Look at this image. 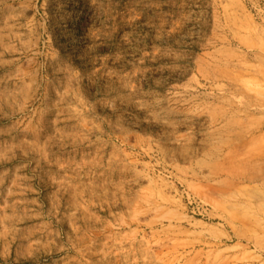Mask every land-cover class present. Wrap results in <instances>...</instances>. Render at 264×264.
Instances as JSON below:
<instances>
[{"label": "rangeland", "instance_id": "obj_1", "mask_svg": "<svg viewBox=\"0 0 264 264\" xmlns=\"http://www.w3.org/2000/svg\"><path fill=\"white\" fill-rule=\"evenodd\" d=\"M0 264H264V0H0Z\"/></svg>", "mask_w": 264, "mask_h": 264}]
</instances>
